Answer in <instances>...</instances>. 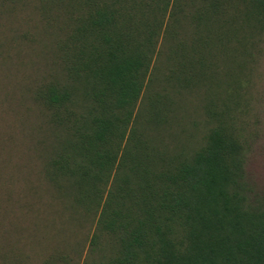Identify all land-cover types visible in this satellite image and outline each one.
Wrapping results in <instances>:
<instances>
[{
  "label": "trees",
  "instance_id": "1",
  "mask_svg": "<svg viewBox=\"0 0 264 264\" xmlns=\"http://www.w3.org/2000/svg\"><path fill=\"white\" fill-rule=\"evenodd\" d=\"M77 3L62 49L71 86L50 85L45 97L67 129L55 176L72 178L75 201L98 214L91 252L104 234L111 239L108 253L84 264H264V186L247 167L249 143L235 115L242 94L231 92L233 108L208 88L222 56L242 58L227 68L245 79L264 42V0ZM163 33L171 41L164 83L213 93L194 142L169 145L160 136L170 122L166 87L136 111Z\"/></svg>",
  "mask_w": 264,
  "mask_h": 264
},
{
  "label": "rangeland",
  "instance_id": "2",
  "mask_svg": "<svg viewBox=\"0 0 264 264\" xmlns=\"http://www.w3.org/2000/svg\"><path fill=\"white\" fill-rule=\"evenodd\" d=\"M80 10L77 0H0V264H84L110 251V236L104 234L91 252L98 214L75 201L73 179L55 176L52 166L67 129L53 121L55 109L45 95L50 85L71 86L62 49ZM168 42L163 33L157 45L161 54L152 60L154 80H147L136 111L166 87L162 102L169 104L170 122L160 136L169 145L194 142L204 130L205 98L215 93L218 103L229 100L234 108L231 92L237 89L242 102L235 115L249 143L247 167L264 186V42L248 63L245 79L235 80L229 70L242 58L234 63L220 57L216 63L221 67L215 66L219 73L213 70L208 86L213 93L208 94L164 83L170 67ZM88 105L79 102L77 107Z\"/></svg>",
  "mask_w": 264,
  "mask_h": 264
}]
</instances>
